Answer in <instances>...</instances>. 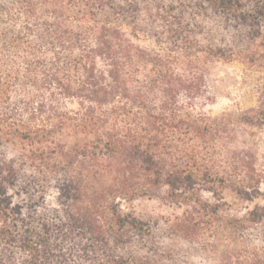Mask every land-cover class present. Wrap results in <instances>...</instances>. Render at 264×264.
Masks as SVG:
<instances>
[{"label": "trees", "instance_id": "16d2710c", "mask_svg": "<svg viewBox=\"0 0 264 264\" xmlns=\"http://www.w3.org/2000/svg\"><path fill=\"white\" fill-rule=\"evenodd\" d=\"M220 62L255 107L203 113ZM241 128L264 132V0H0V264H264Z\"/></svg>", "mask_w": 264, "mask_h": 264}, {"label": "rangeland", "instance_id": "374dc122", "mask_svg": "<svg viewBox=\"0 0 264 264\" xmlns=\"http://www.w3.org/2000/svg\"><path fill=\"white\" fill-rule=\"evenodd\" d=\"M256 76L246 73L237 64L216 63L212 66L209 74V86L213 99L202 105V111L209 117H219L226 113H237L253 108L256 105L257 90L254 88ZM237 149L251 151L259 161L264 160V132L251 131L241 128L234 141ZM7 158L15 157L12 149L7 150ZM264 190V187H262ZM227 202H233L229 194H225ZM264 206V199L256 202ZM251 208V205H249ZM132 211L139 218L145 220H160L171 218L178 213L171 207L163 205L158 201H139L132 205Z\"/></svg>", "mask_w": 264, "mask_h": 264}]
</instances>
